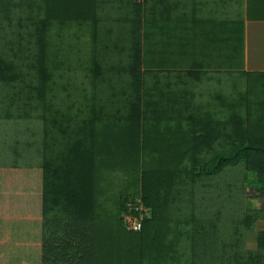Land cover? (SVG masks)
Here are the masks:
<instances>
[{
  "label": "trees",
  "instance_id": "obj_1",
  "mask_svg": "<svg viewBox=\"0 0 264 264\" xmlns=\"http://www.w3.org/2000/svg\"><path fill=\"white\" fill-rule=\"evenodd\" d=\"M182 10L179 0H0V125L15 131L0 155L14 160L11 190L36 193L29 205L24 188L0 191V224L38 205L41 264H264V231L256 251L246 244L264 221V72L245 70L244 24L225 15L218 100L198 102L207 74L164 71L188 58L180 17L196 10ZM20 170L33 179L18 182ZM138 199L152 215L134 232L122 217Z\"/></svg>",
  "mask_w": 264,
  "mask_h": 264
},
{
  "label": "crops",
  "instance_id": "obj_2",
  "mask_svg": "<svg viewBox=\"0 0 264 264\" xmlns=\"http://www.w3.org/2000/svg\"><path fill=\"white\" fill-rule=\"evenodd\" d=\"M181 4L185 5V10L181 11V15L186 12L189 8V11L196 10L194 17L189 16L191 22L183 19V16L180 17L185 24L190 23V28L182 29L184 32L180 34V54L186 55L188 58L178 65L169 67L165 69V72H179V73H191L193 71H199L202 74H207L203 76L202 80V94L198 95L197 101L203 104L211 103L213 105L214 100L213 93L214 90L218 93L220 87L219 75V55L221 47L219 46L216 40L221 36L220 26L218 21L220 20V8L218 7L221 0H179ZM229 2L235 3V9H242L241 12H238L237 17L232 18V22L237 21L244 24L243 31V42H244V55H245V70L247 72H264V0H226ZM225 1V3H227ZM214 6L216 8L214 9ZM249 7L255 10H261L262 14L258 15V18L250 19L248 17ZM187 9V10H186ZM230 19V17L228 16ZM195 19V20H194ZM188 20V16H187ZM193 20L197 25L193 28ZM186 21V22H185ZM187 27V26H186ZM197 30L196 33L190 32ZM190 34V35H189ZM153 36V34H151ZM197 36V41L194 40ZM154 37V36H153ZM190 41V45L188 43ZM195 44V45H194ZM169 55L178 54L172 47L168 46ZM153 69V68H152ZM155 72H158L157 69H153ZM187 77V76H186ZM185 78L183 79V81ZM189 86L188 79L184 84ZM183 86V85H182ZM206 90V93H205ZM211 91V96L209 95ZM213 107V106H212ZM257 233L264 231V227L260 229L258 227ZM258 238V237H257ZM258 246V240L256 245ZM253 245L251 247L254 249ZM255 249V250H256ZM252 250V249H251Z\"/></svg>",
  "mask_w": 264,
  "mask_h": 264
},
{
  "label": "rangeland",
  "instance_id": "obj_3",
  "mask_svg": "<svg viewBox=\"0 0 264 264\" xmlns=\"http://www.w3.org/2000/svg\"><path fill=\"white\" fill-rule=\"evenodd\" d=\"M226 0H221V2H219L218 4V7L220 8V19L222 18H225V15L229 16L230 19H232L238 12H241L242 9H235L236 6L234 5L235 3L233 2H229V1H226L227 3H225ZM216 8V6H214V9ZM226 10V11H225ZM222 11V12H221ZM225 12H228L226 14H224ZM176 35V33H174ZM175 38V37H174ZM167 40V39H165ZM178 58V57H177ZM175 59L176 61H178V59ZM180 61H184V59H180ZM11 127V124L9 123H5V124H2L0 125V148H1V144H5L6 142L5 141H8V140H11L12 136L15 134V131L12 130L10 131ZM9 142V141H8ZM7 142V143H8ZM7 146H3V150H6ZM8 149V148H7ZM7 155V158L3 159L2 156L0 155V167L1 166H4V169H0V191L4 190L5 188H8L7 191L11 192V194H14L16 196V194H21L23 191V188L27 191V196L29 197L27 199V203L30 205L31 203L34 202L33 200V196H36V193L34 194L32 192V190L35 188V187H32L30 185H26V186H15L13 188V190H11V187L10 185L7 183V180L9 178V174H8V171L6 170V166H10L14 160L10 159V157ZM34 163V162H33ZM32 163V164H33ZM37 163V162H35ZM19 164L20 165H23L25 166L27 164V162L23 161V160H19ZM24 173V175H20L18 174L19 176L16 177L17 181H23V182H28L30 180L33 179L32 176H30V173L32 171H29V170H20ZM12 173V171H10ZM17 175V174H15ZM122 179L120 180H116V182L112 183L113 185L117 184V183H120ZM30 187V190L27 189ZM18 194V195H19ZM3 195L0 194V204L3 203ZM20 197V195H19ZM18 197V198H19ZM262 202V201H261ZM141 204L143 205L142 203V200H141ZM30 207V211H32V213H35L34 214V217L32 218H26L25 216H23L21 219L22 220H19V217L18 215L22 214V211H20V209H17V211L15 212H12V214L15 215V217L17 216L18 217V221L16 220H1V221H4V222H1L0 224V241H4V242H8V241H5L7 238H9V243L6 244L5 246H3V248L1 247L0 249V262H3L6 264L7 260L8 261H15V262H18L19 264H41V257L40 256H37V251L35 248H31V246H37V248L39 249L38 245L40 243H42V236L41 237V240L40 241H37L40 237L38 235L37 232V225H39L40 227H42V223H41V220H40V214H39V209H38V205H31L29 206ZM26 208H28V206H26ZM28 209H25L24 211V214L26 216H29L27 215ZM145 211L146 213L144 214V217L145 219H149L151 218V210L147 207H145ZM14 217V218H15ZM25 217V218H24ZM24 218V219H23ZM38 219V220H37ZM35 225H36V229H35ZM256 231L254 232H250L246 235V244H247V248H248V251H256V246H254V244L256 245V241L258 240V227L260 229H262L264 227V221H257V224H256ZM35 232V233H33ZM21 241L24 242V244H21ZM13 242H16L18 244L17 247H15V249L13 250V246L11 245ZM8 245V247H7ZM251 245H253L255 248L253 249L251 247ZM28 246L30 248H28ZM258 247V246H257ZM252 249V250H251ZM9 255V256H8ZM36 258V259H35ZM15 264V263H14Z\"/></svg>",
  "mask_w": 264,
  "mask_h": 264
},
{
  "label": "built area",
  "instance_id": "obj_4",
  "mask_svg": "<svg viewBox=\"0 0 264 264\" xmlns=\"http://www.w3.org/2000/svg\"><path fill=\"white\" fill-rule=\"evenodd\" d=\"M143 3L145 0H138ZM146 213L144 205L141 204V199H138L135 205L130 206L129 214L123 215L125 227L129 231L140 232L143 228V221Z\"/></svg>",
  "mask_w": 264,
  "mask_h": 264
}]
</instances>
